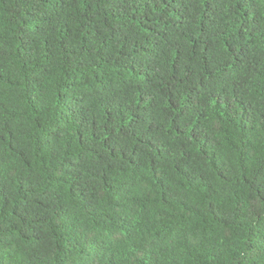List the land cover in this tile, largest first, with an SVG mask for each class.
Listing matches in <instances>:
<instances>
[{
  "label": "trees",
  "instance_id": "1",
  "mask_svg": "<svg viewBox=\"0 0 264 264\" xmlns=\"http://www.w3.org/2000/svg\"><path fill=\"white\" fill-rule=\"evenodd\" d=\"M0 264H264V0H0Z\"/></svg>",
  "mask_w": 264,
  "mask_h": 264
}]
</instances>
